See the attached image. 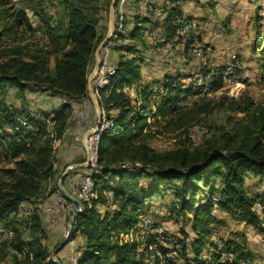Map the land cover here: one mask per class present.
Returning a JSON list of instances; mask_svg holds the SVG:
<instances>
[{
  "label": "trees",
  "instance_id": "obj_1",
  "mask_svg": "<svg viewBox=\"0 0 264 264\" xmlns=\"http://www.w3.org/2000/svg\"><path fill=\"white\" fill-rule=\"evenodd\" d=\"M111 1L107 0L108 6ZM62 2L65 16L56 22L54 16L47 13L34 20L25 8L12 10L7 6L8 0H0V21L4 17L9 20L0 28V41L7 30L20 31L26 38L27 31L36 35L40 29L49 38L46 43L0 44V147L5 155V164L0 166V220L16 212L23 202L37 204L54 192L64 195L55 180L58 175L56 141L63 137L72 115L71 103L63 102L59 108L43 110L57 117L53 135L45 125H40L38 131H30L17 118L18 114L27 113L26 108L8 102L11 89L15 88L20 96L31 90L91 101L89 66L103 37L97 28L102 4L99 0ZM135 2L141 4V0ZM119 3L120 0H116V13ZM162 8L164 15L158 24L171 36L183 7L175 2ZM139 17L136 16L130 36L144 42L145 22L139 24ZM125 36L126 31L117 37ZM262 38L258 35L254 41L255 51L264 50ZM59 42L61 45L57 44ZM30 45L36 46L34 53H30ZM119 48L127 54L122 52L116 71L109 76L110 81L98 89L100 106L112 124L103 130L99 143L100 172L94 174L98 197L91 204L84 201L85 210L72 221L69 241L78 234L85 236L74 264H143V259L136 254V241H123L120 234L137 223L148 199L168 190L173 195L171 211L187 214L196 232L192 242L193 257L187 254L185 238L179 236L183 244L179 258L188 264H239L241 258L247 260L246 264H255L246 245L231 238L224 240L228 248L237 252L238 260H220L211 237L213 223L220 220L212 214V208L213 196L218 195L221 208L264 232V194L251 192L246 185L250 172L264 180V108L250 96H243L241 100L228 94L221 95L219 100L206 97L188 107H180L183 92H190L182 86L184 74L168 75L159 81L168 90L157 102L152 98L154 83L139 86L137 95L131 96L123 87L138 83L142 77L141 64L135 54L139 48L131 41ZM55 50L59 52L52 68L50 55ZM260 57L264 65V52ZM236 62L241 68L243 63L239 57ZM217 86L220 88L223 83L220 81ZM225 98H230V104L244 116L235 120L230 128H223L220 136L214 133L199 144L184 143L165 150L150 144L149 138L156 132L187 133ZM30 120L38 122L33 117ZM73 172L69 171L64 181ZM257 201L263 204L262 213L255 207ZM7 224L15 234L0 248V264H51V250L45 242L47 231L36 208L26 218L11 219ZM23 228L29 231L28 235ZM181 230L186 234L183 228ZM208 245L212 246L210 258H204L203 251ZM9 246L23 251L24 256L11 252ZM175 264L180 263L177 260Z\"/></svg>",
  "mask_w": 264,
  "mask_h": 264
},
{
  "label": "built area",
  "instance_id": "obj_2",
  "mask_svg": "<svg viewBox=\"0 0 264 264\" xmlns=\"http://www.w3.org/2000/svg\"><path fill=\"white\" fill-rule=\"evenodd\" d=\"M145 8L140 15V22L148 16L147 6L149 0H143ZM183 0H178L181 4ZM127 0H120L119 15L114 25V32L112 39L117 37L120 32H125V4ZM155 16L162 18L164 10L162 6H154ZM199 20L196 17L189 16L183 13L178 16L173 35L167 36L161 30L153 26H144L143 33L151 40L158 49L162 47L176 48L188 50L192 55H195L199 61V65L192 71H185L182 86L189 88L190 92L184 91L179 101L180 107H188L195 100L213 97L219 91L218 82L228 87L234 93L245 82H258L264 78V65L257 70L250 66L238 68L235 55L227 60L223 67L214 66L210 64L208 59V52L211 47L201 43L197 36L199 27ZM145 25V24H144ZM111 39V38H110ZM111 39V40H112ZM110 42V41H109ZM116 71V65L108 61V51L101 61L100 69L97 74L94 90L98 94L99 87L107 84L110 81V74ZM123 90L131 96L137 95V90L132 85H126ZM167 87L164 83L154 84L152 98L154 101H159L167 92ZM16 89L12 88V93L16 94ZM59 101L70 102L72 105V115H78L81 120L90 121L91 116L86 112L85 107L88 101L84 98L81 101L72 100L65 96H59ZM30 117H33L38 122H32ZM19 122L30 131H38L40 125H45L50 135L54 134V124L57 122L55 114H46L37 112L35 110H28L27 113H20L17 116ZM112 124V120L103 112L102 123L98 130L92 133L87 142L90 156V161L87 165L88 170L84 173L73 175L69 177V184L73 187V193L79 197L83 202L86 201L91 204L94 198L98 197V189L96 186L95 173L100 172L98 165L99 143L103 130ZM199 125L195 123L193 126ZM5 158L4 151L0 147V162ZM111 195V193H109ZM213 200L215 205H218L219 196L214 195ZM256 209H262L263 204L257 201ZM79 205L74 202H69L64 195H58L52 202L45 205V209L55 218L62 212H73L79 209ZM31 210H23L20 214H30ZM15 234V230L11 226L0 225V240L5 237L11 241ZM121 240L133 242L136 241V254L138 258L143 259V264H175L179 256V252L183 248L182 241L179 236L170 230L165 224L160 222H153L149 215L141 214L137 223L128 231L120 234ZM215 251L219 254L222 262H233L238 260L237 252L227 247L224 238L216 235L214 237ZM11 252L16 253L19 257L24 256V252L9 246ZM79 250L75 249L71 259L75 262ZM239 264H246L247 260L241 258L238 260Z\"/></svg>",
  "mask_w": 264,
  "mask_h": 264
},
{
  "label": "rangeland",
  "instance_id": "obj_3",
  "mask_svg": "<svg viewBox=\"0 0 264 264\" xmlns=\"http://www.w3.org/2000/svg\"><path fill=\"white\" fill-rule=\"evenodd\" d=\"M170 1L175 2V0H169L167 2H164L161 6L169 5ZM183 2L184 0L182 1L180 5H182ZM193 2H194V7H195L202 1L193 0ZM229 2H230L229 3L230 5L227 6V8H225L224 12H222L221 7H218V9H216L217 17L215 18L220 19V23H225L228 18L230 20L234 19L236 22L235 23L236 27H232V28L230 27L224 31L222 30L220 31L219 26L216 27L217 25L211 20H210V25L208 27H205V25L200 22L201 20L198 17L194 15H190L187 12H185V8H183V13H187L189 16L198 18L200 23H199V27L197 31L198 32L197 36L200 39L202 44L211 47V50L208 52V59H209L210 64H213L214 66H221L222 64H224L222 62L228 56L232 54L230 58H232V56L235 55L236 59L237 57H240L241 61H244L242 62L243 64L241 65L242 66L241 68L250 66L253 69H257L258 67L263 66V59L260 57V54L261 52H264V50L260 49V50L255 51L253 47H254V41L256 40L258 35L260 36L262 34L263 35L262 40L264 41V0H252V1L230 0ZM99 3L102 4V9L100 12V20H99L97 28H98L99 33L103 36L102 37L103 39L105 35L107 34L108 28H109L110 5L108 6L107 0H99ZM157 3L159 5V2ZM7 6L9 8H12V10H17L18 8H25L31 15V18L34 20H38L39 18H41L43 14H46V13L54 16V19H55L54 21L56 22L60 21L65 16L64 5H63L62 0H8ZM189 6L191 7V5ZM132 10L135 11L136 9L132 8ZM193 10L194 8L192 9V11ZM259 12L262 15H258ZM118 15H119V11L116 13V10H115V21L117 20ZM257 15L260 17L259 19L256 18ZM160 20L162 19L160 18L156 19V26L154 27L157 28V26L159 25L158 22ZM0 22H1L0 28H2L6 24V22H9V20L4 17V18H1ZM211 22H213V24H211ZM258 22H263V23H258ZM124 26L125 28H127L126 17H125ZM144 26H147V25L145 24ZM261 29H263V32L261 31ZM159 30H162V27L159 28ZM162 33L165 34L163 30H162ZM26 34H27L26 35L27 37L24 38L23 36L25 34L23 35V33H21L20 31L19 33H16L15 31L7 30L4 35V39L3 41H0V44H9V43L17 42V41L22 42V43H28L32 41L40 42V43L49 42V38L40 29L37 30L36 35H33V33L30 31H27ZM111 39H112V36H111ZM111 39L109 40L110 42L108 41V43L102 48V50L99 53L100 62L102 61L106 52L108 51V61L114 64V62H116L120 58L122 52H124L121 48H119V46H121L124 43L130 42L126 36L121 39H118V37H115L112 40ZM57 44L61 45V42ZM30 47L32 48L30 53H34L37 50L36 46L34 45L32 46L30 45ZM57 50L52 52L50 55V66L52 68L54 67V64H55V59L57 56L56 54L57 52H59ZM158 50H169L168 52H174V51H179L180 49H176L174 47L169 48V47L164 46ZM182 53H184V55L186 56L185 63L187 67L185 71L190 72L194 70L196 66L199 65L197 62L198 61L197 57L195 55H192L190 52L186 53L185 51ZM234 53H237V56ZM153 60L155 61L156 59L153 58L151 61ZM95 61H96V57H95V51H94L93 58L89 66V69H90L89 74L94 70ZM157 61L158 59L156 60V63ZM96 79H97V76L95 79L91 81V87L93 89L95 86ZM11 93H12V89L10 91V94ZM43 93H46L47 96L49 95V99H51L53 96L47 92H43ZM223 94H226V95L228 94L230 97L240 98L241 100L243 96H250L254 99V101L257 104H259L260 106L264 108V78L258 82H245V84L241 85L237 90L234 91V93L231 92L228 87L223 85L222 87L219 88L218 93L213 95V97L219 100L221 98V95ZM54 97H57V96H54ZM87 101L89 103V99H87ZM9 103L10 105L13 104L11 102ZM217 104L218 105L214 108L212 112H210L203 119L197 122L199 125L191 126L187 133L183 132L177 135L173 131L163 132V133L156 132V134H154L153 136L149 138L150 144L159 150L174 148L184 143L190 144V145L199 144L203 142L204 139L212 136V134L214 133L217 136H220L223 132V128H230L233 125L235 120H238L244 116L243 112H239L237 109L234 108V106L230 104V98H225L223 100L221 99V101H219ZM25 110L28 111V109H25ZM94 119L95 121H97V117H95ZM61 144H62V138L57 139L56 141V146H57L56 161H58V157L61 156L60 155L62 152ZM86 157H87V150H86L85 158H82V160L84 161ZM4 164H5V160L0 162V166ZM67 165H65V167H59L58 169H56L58 172V175L55 180L57 182L59 181V178L63 170L67 167ZM74 169L75 168H72L70 171ZM73 175H76V174H71L69 177ZM143 180L146 181L148 180V178H144ZM246 185L251 192H254L256 194H262V195L264 194V180H262L261 177L255 175L253 172H250L246 176ZM156 196L157 195L150 198L151 200L149 201L151 203H147L145 207L142 209V213H141V214L149 215L152 218L153 222L155 223L158 222L156 220V204H157L156 201L158 202L159 200L158 197ZM34 208H38V207H34ZM257 210L260 213H262L263 209H257ZM230 215L232 214L226 213L225 215L228 232L231 234H234V233L241 234L242 236L240 238L245 244L249 243L250 244L249 246L254 247L256 248V250H258L256 251L257 252V257H256L257 262L260 264H264V232L259 231L258 228L255 227L254 225L243 222L241 220H236L232 218ZM178 217H179V220H178L177 228L172 227L173 229H170L177 235L178 233L176 230L178 231L180 230L181 232L182 228L185 230L186 227H189L188 225L189 217L187 214L178 215ZM173 219L175 220V218ZM6 226H9V225H6ZM23 231L25 235L29 234V231L27 229L23 228ZM66 231H68V229ZM5 242L8 243L9 241L5 237H3L0 240V248L4 246L3 244ZM177 260H179V256ZM51 263H54V262H52L51 260Z\"/></svg>",
  "mask_w": 264,
  "mask_h": 264
},
{
  "label": "crops",
  "instance_id": "obj_4",
  "mask_svg": "<svg viewBox=\"0 0 264 264\" xmlns=\"http://www.w3.org/2000/svg\"><path fill=\"white\" fill-rule=\"evenodd\" d=\"M169 0H149L148 8H147V20H145V24L148 26H156V16L154 9L152 7L158 5L157 2H159V5H162L164 2H167ZM200 2L197 6L194 7L193 0H184L183 2V8H185V12H187L190 15H194L198 17L205 25V27H208L210 25V20L213 21L219 28L220 31L227 30L228 28L236 27L235 20L233 19H227L225 23H220V19H217L216 9L218 7L222 8V12L225 11V8L229 6L230 0H200ZM252 1V0H248ZM177 2V0H175ZM174 1H170V5L175 3ZM161 3V4H160ZM228 3V4H226ZM138 2H135V0H127L125 4V14H126V31H127V39L131 42H136L137 47L139 48V51L136 54L138 62L141 64L142 68V77L139 80L138 83L133 84L137 90L139 86H144L146 84H158L160 80H162L164 77L168 75L177 76L179 74H183L186 69V59L183 50L174 51V52H168L169 50H158L155 46V44L149 40L145 34L144 36V42H140L137 40H134L131 38V31L136 25V16L141 15L142 11L145 8L144 1L141 0V4ZM191 5V7L189 6ZM226 5V7H225ZM189 6V7H188ZM132 8L136 9L135 11L132 10ZM189 8V10H188ZM194 10L192 11V9ZM230 8V7H229ZM191 9V10H190ZM235 10V9H234ZM258 15H262L260 12ZM257 15V19L260 17ZM228 16V14H227ZM159 19V18H158ZM161 19V18H160ZM140 20V17H139ZM211 22V24H213ZM141 24V22H138ZM263 23V22H258ZM144 24V23H143ZM157 28H161L160 25L157 26ZM162 31V30H161ZM218 31V30H217ZM263 32V29H261ZM263 37V35L261 34ZM258 38V37H257ZM256 38V39H257ZM256 41V40H255ZM165 51V52H163ZM167 51V52H166ZM182 51V52H181ZM125 54H127V51H124ZM237 56V53H234ZM129 55H131L129 53ZM232 55V54H231ZM228 56L222 63H225L229 58ZM157 57V58H156ZM153 58L156 60L158 59L157 63L156 60L151 61ZM118 61V60H117ZM116 62L114 64L116 65ZM239 61H241L239 57ZM199 64V61H197ZM244 62V61H241ZM197 64V65H198ZM197 67V66H196ZM90 97V96H89ZM91 99V97H90ZM8 101L13 103L15 106L23 107L28 110H35L37 112H43V110L50 111L54 108L60 107V101L59 96L54 97L52 96L51 99H49V95L47 96L46 93L39 92V91H26L22 96H20L17 92L16 94H8ZM86 112H88L91 116L90 121H84L79 118L78 115H71V118L69 120V125L62 137V152L61 156L58 157V161L55 162V167L58 169L59 167H65V165L70 164L72 162H82V158H85L86 155V147L84 145V135L92 128L95 124V117H97V111L94 106V103L91 99L89 101L88 105L85 107ZM44 113V112H43ZM84 156V157H83ZM68 166V165H67ZM88 170V167H76L74 169L75 172L72 174H81ZM65 187L73 192V187L69 184L68 178L64 181ZM58 195H61L60 192H54L51 195H48L42 201L39 203H33V202H23L20 204L19 209L10 214V216L5 220H0V225H8L7 222L11 219L14 220H22L26 218L29 214H20L21 211L25 210H31V212L34 211V207L39 212L44 227L47 231V237L45 239V242L50 247V250H52L66 235V230L68 229V221L70 217L69 212H62L58 214L57 217H53L46 209L45 205L49 202H52ZM156 197H158V202L156 201V220L160 223H164L169 229L177 228L179 217L178 215H182L180 213H176L171 211L170 205L173 198V195L168 190L167 192H164L162 194H158ZM148 199L147 203H151ZM104 208V207H103ZM230 214L229 211L221 208L219 205H214L212 208V214L216 216L220 221L213 223V230H212V240L214 241V237L216 235L221 236L225 239H234L238 242L244 243L241 240V234H231L227 230L226 225V219L225 215ZM189 215L191 213L189 212ZM232 218L236 220H240L235 218L233 215H230ZM175 218V220L173 219ZM243 221V220H241ZM245 222V221H243ZM189 227L185 228L186 234H183L180 232V230H176L178 235L181 237H184L187 245H188V256L193 257L194 253L192 251V242L196 237V232L194 231L192 227V222L188 221ZM10 226V225H9ZM173 227V228H172ZM85 242V236L82 234H78L74 239L70 240L59 252L56 253V257L59 258L64 264H74L75 262L71 259V256L75 249H78L84 244ZM245 244V243H244ZM248 244V245H247ZM246 248L250 251V253L253 256V262L255 264H260L257 262V252L256 248L249 246L250 244L247 243ZM212 246L208 245L204 248L203 251V257L204 258H210ZM178 262L180 264H188L185 262V260L181 257L179 258ZM55 264V263H51Z\"/></svg>",
  "mask_w": 264,
  "mask_h": 264
},
{
  "label": "water",
  "instance_id": "obj_5",
  "mask_svg": "<svg viewBox=\"0 0 264 264\" xmlns=\"http://www.w3.org/2000/svg\"><path fill=\"white\" fill-rule=\"evenodd\" d=\"M115 2L116 0H112L111 4H110V12H109V28H108V32L105 35V37L100 41V43L97 45L96 49H95V57H96V61H95V67L94 70L88 75V95L91 97L94 106L96 108L97 111V121L96 124L90 128L89 130H87V132L84 135V145L86 147V150L88 149V138L89 136L96 132L98 130V128L100 127L101 123H102V117H103V110L100 106V101H99V97L98 94L95 92V90L91 87V81L93 79L96 78L99 69H100V57H99V53L102 50V48L108 43V41L110 40L111 36L113 35L114 32V25H115ZM90 161V156H89V152L87 151V157L84 161L82 162H72L70 163L62 172L59 181H58V186L60 191L67 197L69 198L71 201H73L74 203H76L77 205H79V209L75 212H73L70 217H69V221H68V231L66 233V235L62 238V240L51 250L49 259L52 260V262H54L55 264H64L59 258H57L55 255L56 253L63 248L70 239V234L72 231V221L73 218L79 214L80 212L85 210V203L79 198L77 197L73 192H71L70 190H68L65 185H64V178L67 175V173L72 169V168H76V167H85L88 165Z\"/></svg>",
  "mask_w": 264,
  "mask_h": 264
}]
</instances>
